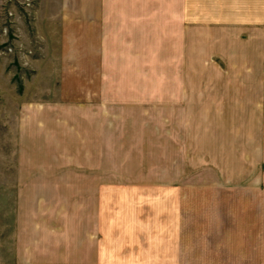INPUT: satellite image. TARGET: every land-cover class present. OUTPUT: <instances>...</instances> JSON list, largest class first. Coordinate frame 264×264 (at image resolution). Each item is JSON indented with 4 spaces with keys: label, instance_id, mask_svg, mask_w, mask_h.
Listing matches in <instances>:
<instances>
[{
    "label": "rangeland",
    "instance_id": "rangeland-1",
    "mask_svg": "<svg viewBox=\"0 0 264 264\" xmlns=\"http://www.w3.org/2000/svg\"><path fill=\"white\" fill-rule=\"evenodd\" d=\"M82 3L0 0V244L15 212L28 244L42 214L81 228L102 179L180 176L188 263L264 260V0H138L132 46L106 55Z\"/></svg>",
    "mask_w": 264,
    "mask_h": 264
},
{
    "label": "crops",
    "instance_id": "crops-1",
    "mask_svg": "<svg viewBox=\"0 0 264 264\" xmlns=\"http://www.w3.org/2000/svg\"><path fill=\"white\" fill-rule=\"evenodd\" d=\"M74 6L78 15L74 17L80 22L77 27L85 30L83 38L102 46L104 55L109 38H114V45L132 46L139 28L138 0H83ZM31 107L29 116L18 117L19 125L29 124L31 137L37 139L41 107L36 103ZM3 167L7 171L11 166ZM93 187L96 208L81 228H76L69 210L61 219L58 211L42 214L35 219L34 242L28 244L22 240L24 216L15 212L13 234L3 224L0 264H189L185 256L187 218L180 207L185 180L179 176L149 184L102 179ZM14 201L17 205L23 202L18 192Z\"/></svg>",
    "mask_w": 264,
    "mask_h": 264
}]
</instances>
